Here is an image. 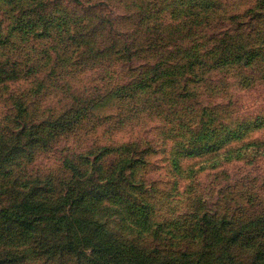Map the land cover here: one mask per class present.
I'll return each mask as SVG.
<instances>
[{
	"label": "rangeland",
	"instance_id": "1",
	"mask_svg": "<svg viewBox=\"0 0 264 264\" xmlns=\"http://www.w3.org/2000/svg\"><path fill=\"white\" fill-rule=\"evenodd\" d=\"M238 32L264 47V0H0V210L34 200L70 216L55 228L32 216L29 235L0 239L1 264H97L103 230L145 264L162 251L213 257L226 248L223 220L264 215V77L248 87L240 67L220 65L190 83L196 95L170 81L132 92L139 77L126 56L178 67L191 52L229 50L230 39H210ZM112 91L135 96L104 99ZM0 227H11L1 215ZM61 240L84 255H59ZM117 248L112 264H135Z\"/></svg>",
	"mask_w": 264,
	"mask_h": 264
},
{
	"label": "trees",
	"instance_id": "2",
	"mask_svg": "<svg viewBox=\"0 0 264 264\" xmlns=\"http://www.w3.org/2000/svg\"><path fill=\"white\" fill-rule=\"evenodd\" d=\"M182 21L186 22V20ZM179 24V23H178ZM178 26H176L177 29ZM251 36L246 33H225L222 37H212L213 44H221L225 39L231 40V47L229 50L223 49L222 51L213 48H206L202 51H195L187 54L189 57V61L184 63L178 67H169L166 66L169 60L166 62L162 61H145L139 63L138 65L134 62L131 63L132 57L130 53H128L127 59L130 61V69L138 72L137 77H139L136 85L132 87V92H137L140 90H147L149 88H154L153 83L159 85L161 90V84L165 81H170V85L178 86L180 89H184L188 95H196L197 91L189 88L191 82L202 83L203 81H208L210 79L209 72L216 67H220V65H237L239 80L240 83L245 86H252L257 83V79L264 77V68H259V66L264 67V47L259 46L257 42V38H250ZM183 38V37H179ZM193 40L204 47H207L205 44L207 41H202L197 37H194ZM261 44V43H260ZM219 48V47H218ZM119 52V51H117ZM124 51H121L117 55H123ZM121 59V57L119 58ZM115 60L117 58L115 57ZM205 64V67H197V65ZM261 71V75L259 76L257 73ZM169 75H173L174 77H167ZM155 91L158 89L155 87ZM163 89V88H162ZM194 90V91H193ZM112 91L111 94L104 97L107 99L109 97H116L117 99H125L126 97H133L135 94L128 92L125 95L114 93ZM182 97L186 96L182 90L178 92ZM209 129H215V125L213 127H208ZM234 133L228 132L226 137L227 140L232 139ZM214 143H204L203 149H208L212 147ZM199 148V147H198ZM72 176L78 174V168L71 164ZM85 195L90 193L86 190L83 192ZM87 197V195H86ZM20 209H6L2 208L0 210L1 218L4 223H7V231L4 232V229L0 227V239L3 238L7 241H14L13 239L22 237L26 233L29 235L31 231L35 230L37 227V223H34L32 216L39 214L44 218L46 224L49 228H55L59 226L61 223L67 224L69 226L70 216L69 214H60L57 215L53 213L49 207H45L43 203L34 200H24L22 201ZM52 212V213H51ZM196 224H201V235L205 234L207 230L205 227L208 225V211L205 210L202 213H197L196 215ZM55 217H58V220H55ZM80 219V218H79ZM86 224L93 226L94 229L99 231V227L102 225L97 221H90L83 219ZM80 221H82L80 219ZM231 221H234L231 218L227 223L223 220V224H225V234H224V245L226 248L223 250L224 252L218 253L212 257L214 253V249L212 251H204L201 249L198 251L200 255L197 257H193L186 262L181 260L178 255L174 252H165L162 251L160 253V264H264V215L258 217H252L248 219L246 222L238 223L236 225H232ZM95 223V224H92ZM99 225V226H98ZM67 226V227H68ZM20 229V231H19ZM25 230V234H21V230ZM214 231V230H213ZM217 233V231H214ZM2 233V234H1ZM101 233L105 234V240L100 239L98 243L92 245L91 249L92 257L95 259L97 264H112L116 260V256L118 254V248L121 247L120 252L121 255L125 256L127 262H134L135 264H145L143 261L144 255L140 253H136L137 247L129 246L124 242V245L119 243L123 242L119 240L112 232L103 230ZM67 236V234L65 235ZM206 236V235H205ZM117 240V246L115 247L116 253H112L114 250V243L108 245V242L112 240V238ZM56 242L57 252L59 255H64L66 253H76L83 254L82 249L75 247L74 242L71 240L66 242L65 240L61 241H52ZM119 244V245H118ZM48 245V244H47ZM45 245V247L47 246ZM54 244H51L53 246ZM234 245L239 247V251L234 252L231 250V247ZM206 248H209V245H205ZM51 250V248L49 249ZM48 250V251H49ZM242 250H248V254L242 256ZM125 252V253H124ZM206 255H202V254ZM91 255V252H90ZM7 258V257H5ZM0 257V264L2 263ZM7 260V259H6ZM158 264V263H154Z\"/></svg>",
	"mask_w": 264,
	"mask_h": 264
}]
</instances>
